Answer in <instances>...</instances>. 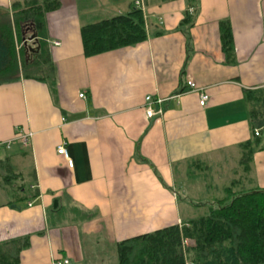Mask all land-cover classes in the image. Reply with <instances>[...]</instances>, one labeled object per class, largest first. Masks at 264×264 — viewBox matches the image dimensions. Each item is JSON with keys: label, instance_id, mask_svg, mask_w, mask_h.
<instances>
[{"label": "crops", "instance_id": "0c3cea01", "mask_svg": "<svg viewBox=\"0 0 264 264\" xmlns=\"http://www.w3.org/2000/svg\"><path fill=\"white\" fill-rule=\"evenodd\" d=\"M100 1L109 17L141 2L148 41L87 58L81 27L95 18L85 21L78 0H61L46 15L43 60L39 38L15 40L17 75L10 79L11 69L0 83V144L13 141L0 158H20L27 188L38 193L14 203L0 177V243L28 238L19 264H94L98 250L205 214L212 202L197 207L189 198L196 184L236 164L226 187L218 174L224 196L242 174L245 144L254 151L246 188L264 191V129L256 142L245 95L264 89V0ZM25 3L0 0V10L13 22ZM187 12L191 24L182 23ZM224 22L234 37L229 60ZM189 81L208 96L204 107ZM149 97L163 101L153 118ZM21 133L32 135L27 147Z\"/></svg>", "mask_w": 264, "mask_h": 264}, {"label": "trees", "instance_id": "16d2710c", "mask_svg": "<svg viewBox=\"0 0 264 264\" xmlns=\"http://www.w3.org/2000/svg\"><path fill=\"white\" fill-rule=\"evenodd\" d=\"M186 1L193 6L197 0ZM60 6L61 0H26L24 6L15 9L13 22L10 14L0 10V83L6 82L11 69L14 72L10 79L17 75L15 40L22 44L28 36L36 35L43 60L46 15ZM193 20L194 16L187 12L182 23L191 24ZM81 37L85 57L92 58L145 43L149 33L142 9L135 6L126 15L83 25ZM221 39L229 60L235 51L229 23L221 24ZM245 95L255 136L256 130L264 129V89L247 90ZM252 148V144L244 145L242 174L226 188L224 196L204 210L205 214L118 243L117 264H264V191L247 189L245 182L250 174ZM0 173L14 203H27L38 196L27 188L20 161L12 156L0 158ZM27 239L0 243V264H19Z\"/></svg>", "mask_w": 264, "mask_h": 264}, {"label": "rangeland", "instance_id": "374dc122", "mask_svg": "<svg viewBox=\"0 0 264 264\" xmlns=\"http://www.w3.org/2000/svg\"><path fill=\"white\" fill-rule=\"evenodd\" d=\"M103 1V0H102ZM78 7L82 9V14H84V19L86 21L87 18L89 17H94L95 20L92 21V23H95L97 20L96 18H98V15L100 14H104V12H101L100 10V6L101 5V1L100 0H78ZM99 3V4H98ZM98 4V6L96 5ZM109 5H113L111 4V2L109 3ZM112 14V13H111ZM106 13V18H111L107 15H111ZM113 17V16H112ZM102 19H99L98 21H100ZM1 150V149H0ZM17 146H14L11 153H15L17 152ZM2 152V151H0ZM2 155V153L0 154V156ZM17 158V157H16ZM20 162L21 159L19 158ZM236 166V164H234ZM232 166L231 168L227 169L224 168L223 172H221L222 170H217L214 169V171L212 170V172L207 173V182L206 184H196V188H198V190L196 192H193L190 200H192V202H194L197 207L199 206V204H206V203H213L214 200L220 199L223 196V193L221 191H218L221 189L222 185L220 182H218V180L221 179L222 176L223 181L225 180V183L223 184L224 187L227 186V182L231 179L232 177V169L235 166ZM217 172V173H216ZM216 173V175H215ZM218 174H220L218 176ZM213 175V177H212ZM204 176H206V174H204ZM228 180V181H226ZM1 181V180H0ZM198 181V179H197ZM222 181V182H223ZM210 185L213 188V192H206L205 186ZM181 199L182 201L186 202V195H184L183 193H180ZM154 233V232H153ZM151 234V233H150ZM98 256L96 257V259H90V260H94V264H117V248L116 250L112 251V250H98Z\"/></svg>", "mask_w": 264, "mask_h": 264}, {"label": "built area", "instance_id": "2783aa9c", "mask_svg": "<svg viewBox=\"0 0 264 264\" xmlns=\"http://www.w3.org/2000/svg\"><path fill=\"white\" fill-rule=\"evenodd\" d=\"M136 6L138 8H140L142 5H141V2H138L136 3ZM187 88H188V91L190 93H199V96H200V105L202 107H204L207 102H208V96L202 92L201 90H199L196 86V84L193 82V81H189L188 84H187ZM81 98H83L84 96L83 95H80ZM146 102H147V105H148V111H147V115L149 118H153L156 114L154 113L153 109L151 108L153 104H160L162 103L163 101L162 100H157L155 101L154 103L152 102V99L149 97L146 99ZM161 112V111H160ZM260 135V132L258 130L255 131V136H259ZM32 135L30 134H23L21 133L18 138L16 139L18 142H20L22 144V146L24 147H27L29 145V140L31 138ZM13 142V141H12ZM12 142H8V143H5V144H0V149L2 147H5L6 149H9L11 147V143ZM58 154L59 155H62L63 157H65V159L67 160L68 162V165L72 168L73 167V161L72 159L70 158L69 154H68V151L66 149V146L65 145H61L60 147H58ZM31 206V205H30ZM65 264H68V261H65L64 262Z\"/></svg>", "mask_w": 264, "mask_h": 264}, {"label": "water", "instance_id": "95a60500", "mask_svg": "<svg viewBox=\"0 0 264 264\" xmlns=\"http://www.w3.org/2000/svg\"><path fill=\"white\" fill-rule=\"evenodd\" d=\"M37 40H38L37 36H36V35H32V36H30V37L27 39L26 43H28V42H36ZM31 50H32V49H31ZM55 208H57V205H56V204H55ZM11 209H16V210H18V211L21 210V208H20V207H17L16 205H12V206H11Z\"/></svg>", "mask_w": 264, "mask_h": 264}]
</instances>
